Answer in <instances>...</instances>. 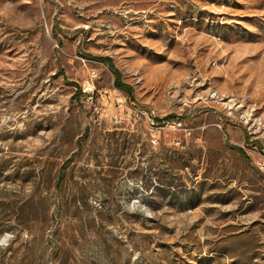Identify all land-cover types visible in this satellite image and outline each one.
<instances>
[{
    "label": "rangeland",
    "instance_id": "obj_1",
    "mask_svg": "<svg viewBox=\"0 0 264 264\" xmlns=\"http://www.w3.org/2000/svg\"><path fill=\"white\" fill-rule=\"evenodd\" d=\"M5 234L0 264H264V0H0Z\"/></svg>",
    "mask_w": 264,
    "mask_h": 264
},
{
    "label": "built area",
    "instance_id": "obj_2",
    "mask_svg": "<svg viewBox=\"0 0 264 264\" xmlns=\"http://www.w3.org/2000/svg\"><path fill=\"white\" fill-rule=\"evenodd\" d=\"M96 77H97L96 70H92L89 73L90 81H86L80 88L82 96H84L86 98V100L90 103H93V101H94L95 89H94L93 79H95ZM150 122L152 125L155 124V121L153 119L152 120L150 119ZM164 126L165 127L172 126L174 128H177V127L181 126V124L179 122H175V121L172 123H169V121H167V120L158 121L156 123V126L154 127V131L151 134V137L149 140L151 146L154 147L158 144L159 130Z\"/></svg>",
    "mask_w": 264,
    "mask_h": 264
},
{
    "label": "trees",
    "instance_id": "obj_3",
    "mask_svg": "<svg viewBox=\"0 0 264 264\" xmlns=\"http://www.w3.org/2000/svg\"><path fill=\"white\" fill-rule=\"evenodd\" d=\"M100 60L101 61H104V59L103 58H100ZM115 87L116 88H119V89H122V88H125L126 86H124L120 81H119V74H118V72H115ZM238 151L240 152V153H242V154H244V151L241 149V148H238Z\"/></svg>",
    "mask_w": 264,
    "mask_h": 264
},
{
    "label": "clouds",
    "instance_id": "obj_4",
    "mask_svg": "<svg viewBox=\"0 0 264 264\" xmlns=\"http://www.w3.org/2000/svg\"><path fill=\"white\" fill-rule=\"evenodd\" d=\"M11 239V234H5L3 237H0V247H6Z\"/></svg>",
    "mask_w": 264,
    "mask_h": 264
}]
</instances>
